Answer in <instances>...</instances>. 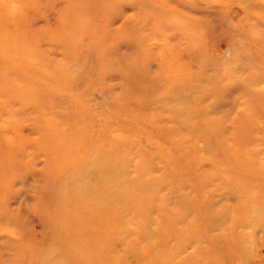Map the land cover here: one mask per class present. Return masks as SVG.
<instances>
[{
	"label": "rangeland",
	"instance_id": "374dc122",
	"mask_svg": "<svg viewBox=\"0 0 264 264\" xmlns=\"http://www.w3.org/2000/svg\"><path fill=\"white\" fill-rule=\"evenodd\" d=\"M1 7L17 12L18 30L31 39V49H27L26 56H29L34 67L41 70L46 68V72H43H49L56 85H53L51 98L49 94L18 98L11 84L0 78V264H30L32 256L48 255L52 247V224L55 212L60 208L61 191L53 175L56 168L52 155L45 152L48 142L46 137L40 136V131L47 130L54 140L72 147L76 143L79 147L84 146V141L86 144L92 140L97 142L101 136L108 138L105 144L109 146L113 137L118 136L130 141L132 148L141 147L150 155H155L161 149H170L172 145L169 139H174V143L178 145L181 142L180 146L185 150L183 160L186 165L180 169L178 178L186 180L188 184L191 178L199 176V173H195L200 164L208 169L219 167L225 176L233 174L230 178L226 177L227 181L243 182L246 186L250 181L246 179H252L248 177L251 172L264 175V78L259 85L253 83L256 78L264 77V28L255 26L251 21L238 24L245 12L238 0H0ZM63 29L72 32L70 35L77 39L75 42L71 38L75 42L72 47L66 44ZM246 35L252 36L253 41H249ZM243 38L250 43L246 49L238 47L232 59L234 62L221 65L217 62L220 67H216V61L212 58L222 61L221 53L228 57L232 49L227 43L240 42ZM59 40H63V43ZM76 44L81 46L79 50L74 48L78 47ZM66 46L71 47V51ZM94 51H97V57ZM51 60H55V64L51 65L54 62ZM68 60L70 64L77 62L70 65ZM47 64L51 69H57V74L54 69L51 74ZM59 66H62V70ZM171 71H176V78L181 80L177 84L185 87L184 90L195 86L206 94L199 105L201 113L191 111L190 120L182 119L180 122L184 124L180 125L162 119H172L174 115L172 117L155 109L145 113L146 92L151 93L155 87H160V76V81H163L162 74ZM36 74L41 76V73ZM215 74L225 77L215 79ZM244 75L247 77L244 78ZM9 78L12 81L16 79L11 75ZM121 78L125 79L121 81ZM29 85V88L36 89L35 85ZM50 86L47 85L48 88ZM109 87H113L112 90ZM62 92H65L64 95ZM49 99L53 102L50 103ZM52 105L56 108L50 111ZM62 110L72 115L67 116L62 112L59 116ZM203 112H206L205 115ZM204 117L209 123L206 131L199 124ZM99 118H104L105 126L100 124ZM120 118L121 121H128L121 129L116 128ZM62 131L65 133L62 134ZM204 134L208 136L202 138ZM47 139H50L48 135ZM120 149L122 151L128 147L122 144ZM171 155L164 152L158 157L168 170L176 172L177 159ZM200 175L202 179L207 177L205 173ZM178 178L176 184L180 181ZM189 188L199 194L197 185L192 183ZM254 190L260 193L257 188ZM46 200L50 204L46 205ZM221 203L226 205L227 201L224 199ZM188 208H193L195 213L184 212L186 223L183 222L180 227L185 230L190 228L186 230L189 235L195 231L201 236L206 261L234 264L233 255H237V249L231 238L240 231L248 246L247 256L251 259L248 264H264V235L261 231L254 233L251 225L233 231L235 228L231 229L230 222L226 229L218 232L223 235L222 239L208 241L206 236L217 234V230L203 235L208 223L203 218V208L194 204L188 205ZM236 216L244 219L242 213ZM190 218H194V225L191 226L194 229L187 224ZM189 250L194 251L193 248ZM235 259L239 260L237 257Z\"/></svg>",
	"mask_w": 264,
	"mask_h": 264
},
{
	"label": "bare ground",
	"instance_id": "6f19581e",
	"mask_svg": "<svg viewBox=\"0 0 264 264\" xmlns=\"http://www.w3.org/2000/svg\"><path fill=\"white\" fill-rule=\"evenodd\" d=\"M238 2L245 9L244 15L239 19L238 24L243 23L245 21H251L255 26L264 28V1L238 0ZM3 3H5V1ZM86 7L89 8L88 5ZM3 8L2 7L0 8V72H1L0 78L1 80L6 82L7 84L8 83L11 84L12 87L11 89L15 93V95H17L18 98L20 97L26 98L29 96L43 95V94H49L50 96V93H52L54 89L53 85H56V83L52 81L53 78L51 79V76L48 74L49 73L48 69L50 68L49 64L52 61L54 62H52L51 65H53V63L55 64V60H51V62L47 64L48 73L46 74H45L46 72L45 67H44L45 70L44 69L41 70L37 67H34L33 66L34 64H32V61L29 58V56H26L27 52L29 51V50L27 51V49H31L29 48L31 39L29 38V35L27 34L25 35L23 32L18 30V27L16 26V22L19 21L17 17L18 16L17 12L14 13L8 11L7 7H6L7 9L6 8L3 9ZM86 10L87 9L85 8V11ZM136 26L137 25H135L134 27ZM182 26L183 25H180V27ZM124 28H125V23H124ZM115 31L113 32V34L115 33ZM62 32H64L65 34V37L63 36V38H66L67 40L66 44L67 45L70 44L72 47V44L75 43L77 39L70 35V33H72L70 31H66L63 29ZM80 36L81 35H79L78 38ZM58 37L56 36V38ZM114 37L115 36H113V38ZM245 37H248L247 39L249 41H253L252 36L246 35ZM71 38H74L75 42H73ZM199 38L201 39V37ZM111 40L113 39L111 38ZM248 40L245 41V38H243V40L241 39L240 42H230V44L228 42L227 45L230 48L232 47V49H230L229 51L230 52L229 56L227 57L223 53H221V58L223 59L222 61L218 60L217 58L216 59L212 58L213 61H216L215 66L220 67L221 63L222 64H225L227 62L233 63L234 61H232V59L233 57H235L234 53L237 51L238 47L240 49L242 48L246 49L247 48L246 46H248L250 43L248 42ZM59 42L63 43V40H59ZM78 42L82 43V41L79 40ZM79 46L80 45L74 48L77 50ZM71 47L70 48L68 47L70 51H71ZM84 51L86 50L83 49V53H85ZM94 52L96 53L97 51ZM31 53L30 56L32 55ZM89 57H91V54ZM95 57H97V53ZM34 60L37 62L36 59ZM40 60L42 59H39V61ZM48 62L49 60L46 61V63ZM217 62L220 63V65L217 64ZM67 63L70 64L69 60ZM75 63L70 65H74ZM63 64L64 66L66 65L65 63ZM75 66H71V67H75ZM78 66H80V64ZM59 67L61 69L62 66ZM50 69L49 71H51V74H53L52 71L54 68L51 70ZM85 69L86 68H84V70ZM92 69L94 70V68ZM43 70L45 72H43ZM56 70L54 69L55 72ZM60 72L63 73V71ZM70 72H68V74ZM36 73H41V76H39ZM55 74H57V72ZM10 75L12 77L14 76L16 79L12 81L9 78ZM176 75H178L176 71L174 72L171 71L166 74L163 73L162 74L163 81H160L161 76L160 78L157 77L156 79L159 78L158 81L159 83L162 82V84H160V87L159 86L155 87V89L151 93L146 92L145 95L146 101L144 102L145 104L144 106L147 109L145 113L147 111L153 112V110L155 109L156 111L159 110L165 112L166 114L168 113L172 117L174 115V118L172 119L171 117L170 118L164 117L162 119L165 120L167 119L168 121H171V123L174 121V123L177 122L180 125L181 123H183L180 122L182 121V119L190 120V115L192 113L191 111H197L198 113H201L200 111L201 108L199 107V105L201 102H203L206 94L202 93L204 92L202 90H201L202 92L198 91L195 88V86L189 87L187 88V90L186 89L184 90L185 87L181 88L180 85L177 84L178 81L181 80L177 79L178 77ZM223 75L226 74L223 73ZM224 77L225 76H221V75L219 77L216 74L214 76L215 79L217 78L222 79ZM243 77L246 78L247 76L244 75ZM249 77L252 76L250 75ZM35 78L37 80L36 81L37 83L34 82L35 80H33ZM262 78L264 77L261 76L256 78V80L253 82L254 85L255 86L259 85L261 83ZM124 79H122L121 81H123ZM17 80L19 81L18 83L16 82ZM116 80L117 79H115V81ZM44 81H47L48 83H45ZM235 82H239V81L236 80ZM29 84H31L32 86L35 85L36 89H32V87L29 88L30 87ZM240 84L242 85V83ZM47 85L48 86L52 85V86L48 88ZM112 88L110 90H112ZM197 88L200 89L199 87ZM60 90L61 89H59V92H61ZM63 93L65 92H62V94ZM136 96H138V94H136ZM51 102L53 101H50V103ZM52 106H49L52 108V110L50 109V111H53V109L56 108L54 107L55 105ZM63 110L58 114L59 116L60 114H63L62 113L64 112ZM205 113L206 112H203V115H205ZM65 114L67 116L72 115L70 114V112L69 115L68 113ZM69 118L70 117H68L67 120ZM100 118H99V121L101 122L100 124H102V126H105L106 123L104 122V118L102 120H100ZM126 122L128 121L127 120L121 121L120 118V122L116 124V128L121 129L123 126L127 125ZM207 123H208V119L205 117L199 120V124H202L204 130L207 129V127L209 126V123L208 124ZM118 124H122V125H118ZM211 125L214 126V124ZM186 127L188 128V126ZM58 131H60V129ZM61 133L63 134L65 132L62 131ZM39 134L43 138L46 137L48 146L45 147V152H48L52 155L54 161V163L53 162L52 163L54 164V168H56L55 173H53V175H55L54 177L56 183L60 186V191H61L59 196L60 208L56 210L55 220L53 219L54 220L53 222L54 224H52L53 240L50 243V245L52 246L50 247L51 249L50 253L44 256L38 254L40 256H37L35 258L34 256H32L31 257L32 263H30L29 261L30 264H160L159 262H162V264H217L213 260L208 262L206 261V259L203 258L205 249L203 250L204 247H203V241H201L202 239L201 236L197 235L195 231L193 234L189 235L186 230H190V228L185 230L184 228L182 229L180 227V225L183 222L186 223L185 215L183 216L184 212L185 214L187 211L188 212L192 211L191 214L195 213L193 208L192 209L188 208V205L190 204L192 205L194 204V206L196 207L201 206L203 208V218L208 220V223L204 228L203 235L209 233V231L214 232L217 230V234L213 236L209 234L208 236H206V239L208 241H210V239H213L215 241L221 238V236L223 237V235L218 232H221L222 230L226 229L227 228L226 226L229 225L230 222L232 225L231 229L235 228L233 229V231L238 229V227L241 230V228H245L251 225L252 228H254V233L257 231H261L264 235V175L262 174L261 175L257 174L258 175L257 176L256 174L251 172L248 175V177H252V179H248V178L246 179V181L250 180L248 181L249 186H246V184L243 182L227 181L226 177L230 178L232 177L233 174L230 173L225 176L224 173H221L219 167L214 166L213 169L211 168L208 169L200 164L198 165V168H196L198 169V172L195 173V174L199 173V176L197 178H191L190 183L188 184L186 180L184 179L180 180V177L178 178V176H180V169L182 170L186 165L185 161L183 160V156H184L183 151L185 150L184 147L180 146L181 142H179V144L176 145L174 143L176 142L174 139L172 140L169 139L172 145L170 149L169 148L161 149L159 152L161 154H163L164 152L170 153L172 154L171 156L173 157V159L174 158L177 159V162H175L176 172H172L167 169V167L164 164V161H162L158 157V155L160 154L159 152L156 153L155 155H150L148 154L149 152H145L141 147L132 148L131 145L129 144L130 141L128 142V140L126 139L122 140V137L114 136L109 146L105 144L108 142V138H106V136L105 137L101 136L100 137L101 141L98 138L97 142L95 140H92L86 144V142L84 141V146L79 147V144L76 143L75 146L74 144H72L74 146L72 147L70 144L67 145L59 140L58 141L56 139L54 140L52 136L48 134L47 130L40 131ZM47 135L50 137V139H47ZM66 135L65 136L62 135V136L67 137ZM99 136L100 133L98 134L97 137ZM207 136H208L207 134H204L202 138ZM63 139L65 140L66 138ZM122 144H126L128 149L121 151L120 148ZM148 144L152 145V143L150 142ZM200 173H205L207 176L206 179H202V177H200L201 176ZM177 178L178 180H180L177 182L178 184L175 183ZM55 181L51 183L53 184L55 183ZM192 183L195 186L197 185L199 194L195 193V190L193 191L191 188H189L192 187ZM255 188H257L260 193L256 192V190H254ZM260 188L263 189L260 190ZM50 193L52 194V192ZM224 199L227 201L226 205L221 203ZM45 203L47 205V203L49 202H47L46 200ZM42 212L44 214V211ZM239 213L243 214L244 219H242L243 218L242 216L241 217L236 216ZM250 214H252L251 217ZM192 219L194 218L188 219L189 221L187 224H189L190 227L192 226V224L194 225ZM191 228L194 229V227ZM238 232L239 234L234 233L235 234L233 235L234 237L231 238L234 241L233 246H235L237 249L235 250V252H237V255L236 254L233 255L234 256L233 262L234 264H248V262L251 260V259L249 260L247 256L248 246L246 240H244V236L242 235V233H240V231ZM190 248H193L194 251H190L189 250ZM43 249L45 250V248ZM236 257L239 258V260H236L235 259Z\"/></svg>",
	"mask_w": 264,
	"mask_h": 264
}]
</instances>
